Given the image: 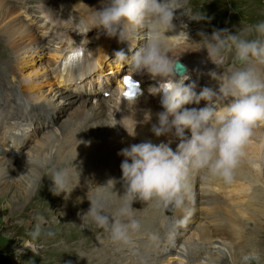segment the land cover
<instances>
[{
    "label": "rangeland",
    "instance_id": "rangeland-1",
    "mask_svg": "<svg viewBox=\"0 0 264 264\" xmlns=\"http://www.w3.org/2000/svg\"><path fill=\"white\" fill-rule=\"evenodd\" d=\"M0 1H3V6H12L15 10V19L12 23L16 24V28L19 27L21 23H25L27 29L32 32L38 41L30 45L33 50L29 52L20 51L19 54H16L10 47L8 50V45L0 47V72H3V82L0 87L5 91L4 97L0 98V155H2L0 156V160H2L1 169H5L2 174H4L8 168L9 163L7 162H9V160L13 162L12 164L16 168L18 167L14 172H11V177L6 182L8 185H12L10 191L6 194L5 198H1L0 196V264H68V262H70V264H95L94 262H96L98 258L94 260V262H89L85 257L96 252L101 245L102 247L100 249L104 248L103 242L107 234H105L102 229L95 234L92 232L91 228V231H89L87 227L88 223L95 227V225L90 222H87L86 227L82 228L80 225L82 220L80 217L77 218V216H80L77 210L88 202L87 196L90 197V193H85L83 196L84 200L80 204L75 202L74 205L71 204L67 195L65 196L64 193L53 195L49 191L51 182H48L50 174L47 170H50L49 167L53 168L54 166L58 168L60 164L58 163V159H53L55 155H50V151L48 150L46 152L45 150L50 148V143H56L57 139L60 141L62 140V133L65 130L64 127L74 125L77 116H81L84 113L86 114L92 109L99 108L101 105L106 110L104 123L100 128L96 129V133L93 137L89 140H82L80 142L82 145L86 144V146H91L95 141L105 140L116 129L117 131L130 129V121L134 122L137 120V113L144 115L146 111L145 107L150 105L151 100L155 103L154 98L157 95V86L155 87L154 83L162 82L159 81V78L156 80L153 79L146 72L140 73L139 75L134 74L130 70L129 65H127V61H121L115 58V53L121 50H123L128 57H131L136 50L135 48H138L144 42V35L142 32L131 38L130 44L133 48L131 51L129 50L130 45L127 41L121 42L118 37L109 38L103 33H100L96 28H92L86 35L78 33L82 32L85 27L79 22L88 20L89 14H92V10L97 9L101 0H42L41 3L40 0ZM254 1L255 0H177L181 8L177 9L175 12L176 18L173 23L176 27L174 31L166 33L165 43L168 47L167 53L170 58L174 61H182L183 59L191 66L184 77L185 80L189 78L187 85L192 81H195L200 87L205 86L206 83L208 85V82L214 85L216 82L208 75L209 71H223L222 69H216V66L208 60L207 51L205 49L199 50L205 44L203 37L199 34L204 33L210 36L214 29L227 30V28L230 34H237L241 29H246L264 22L261 18L264 14V0ZM256 8L257 10L260 9L259 12ZM78 9L80 10L78 11ZM43 12L47 14H43ZM81 13L84 14L82 15ZM190 17H198L201 20H191ZM244 21L246 24H244ZM185 25L186 27H184ZM253 34L255 37V33L253 32L248 34L246 38L252 39ZM79 38H81V41L84 43L90 42L89 46H91L90 51L86 49L87 54L85 53L86 55L91 54V56L85 59V62L82 63L80 68H90L92 71H95L94 79H92L93 82L91 81L89 84L84 83L79 86L76 85L81 89L80 94L67 87H70L73 82L83 81L86 75H78L74 81L58 82L55 72L58 69L61 59L57 61V59L54 58L55 55L57 56L59 54H57V52L66 49L65 46L69 39L76 44ZM2 43L5 42L3 41ZM60 55L62 58V53H60ZM230 56L231 54L229 53L224 63V70L232 66V56L231 58ZM104 58L109 60L104 63V68L106 69L104 75L100 76V69L98 66H101ZM185 61L183 62L187 63ZM22 62L23 65L21 64ZM206 62H210L212 66L204 65ZM6 63L8 65H6ZM110 63L114 65V68L109 72ZM122 65L125 68L128 67L129 70L127 72H129V74L137 75L142 80L148 81V86H144V93L148 96L146 103L142 101L137 105L132 114L129 115L130 121H125L123 123L120 122L119 118L121 116L119 115H122V113L124 114V106L118 100V94L116 93L119 81H123L122 77L119 78ZM9 69L14 70L16 73L14 75L15 82L11 81L12 78L10 79L12 76H10L11 72ZM105 75L109 78L105 77ZM23 79L24 81H28V83L34 84L33 87L41 89L40 93L37 95L38 101H34L31 97H29L28 100L23 98L18 83L20 80L23 81ZM97 81L104 83V88L109 86L114 89L109 91L106 95L100 94ZM110 82L111 85H109ZM195 82L191 84H195ZM209 88H212V86H209ZM60 91H62L63 94H60ZM195 91L197 92V90ZM30 94L31 96L33 95V93ZM14 100L17 101L16 104ZM17 107L22 108L23 117L30 121L24 124L27 125V130L24 131L26 134V143L23 147L18 149L14 148V146H9L4 149L3 145H1L3 144L1 135H3L6 130L16 127L12 123L9 124L8 119L11 113L17 110ZM185 107L194 108V105H185ZM158 108L163 111L161 106L158 105ZM120 109H122V111ZM161 111H157V113ZM143 119L145 118H140L139 121ZM258 127L264 128V123H260L256 128ZM73 129H76V127H73ZM186 133L188 134L190 131L186 130L185 134ZM98 134L101 138H96ZM48 137L50 139L47 141ZM45 141H47V143L44 146L43 144ZM10 142H12V140ZM136 143L137 142L133 141V144ZM38 160H40L39 162L41 163L39 166L40 168L33 173L26 163H36ZM66 163L67 162H65V164ZM256 164L258 165L257 162ZM259 165L260 167H264V164L260 162ZM260 167H257V169L263 174L264 168ZM9 169L12 168L10 167ZM43 169L44 176L42 174ZM116 175L117 177L119 176L118 174ZM206 176H208L206 173H195L193 193L200 196L210 195L206 187ZM39 184L40 188H38ZM5 186L6 185H2L1 189ZM217 194L219 195L220 193ZM24 199H26V202L28 201L27 203H30V205L28 209L21 212L23 210V204L25 205ZM19 200H22V202H18ZM86 207L84 206L83 208ZM176 210L177 208H175V212ZM211 213L212 210L208 206H205L203 214ZM39 216L45 217L47 220V228L42 229V234L39 239L31 241L29 233L33 229ZM201 221H203L202 226H210L207 219H199L195 226L191 229H186L180 234L179 231L175 230L174 225H170V227L169 224H166L163 229L170 228V232L167 236L168 241L167 239H163L157 247L155 246L156 248L152 255L147 254V258L141 259V262L143 264H164L160 261V256L171 252V255H169L170 258L165 264H244L242 258L241 260H236L234 249L231 246L232 244H227L220 238H218V241L216 240L202 245L199 233L196 232V228ZM250 227H253L251 223L248 225V228ZM48 231L54 232L55 235L51 237L47 236L46 233ZM176 233L179 238H175ZM99 237L102 239V242L99 241ZM174 239L177 241L176 244L171 247L172 249H170V247L167 248L168 244L171 245ZM23 242L25 244H35L40 249L39 254L33 253L30 248L24 246ZM130 248L133 249L134 247ZM60 249L65 251L58 256L55 252L61 251ZM137 250L135 249L136 252ZM166 250L170 251L166 252ZM262 250L264 251V241L262 243ZM263 251L262 253H264ZM197 252L201 253V257H198L199 259L195 258V260L194 257H196L195 253ZM124 256H126V254ZM249 264L263 263H261L260 258L259 261H250Z\"/></svg>",
    "mask_w": 264,
    "mask_h": 264
},
{
    "label": "clouds",
    "instance_id": "clouds-1",
    "mask_svg": "<svg viewBox=\"0 0 264 264\" xmlns=\"http://www.w3.org/2000/svg\"><path fill=\"white\" fill-rule=\"evenodd\" d=\"M180 8L177 0H101L100 9L88 20L79 22L85 26L79 34L86 35L96 28L109 38L127 41L130 51L131 38L142 32L144 42L131 57L121 50L115 53V58L127 61L134 74L146 72L160 82L171 81L170 88L158 92L163 91V111L157 114L158 123L152 125L151 131L157 137L170 135L178 140L175 150L170 147L171 140L159 144L149 140L121 149L118 155L124 157L120 165L122 176L119 181L113 178L102 185L110 190L117 183L122 185L119 207L108 213L106 204L110 196L98 194L95 198L87 196L89 209L82 215L78 213L82 228L90 222L106 232L113 243H129L130 233L139 229V222L133 216V203L154 202L164 208H180L189 178L197 172L231 183L253 130L264 123V22L241 29L237 34L226 29H214L210 36L199 34L205 41L199 50L206 49L208 60L223 71L208 73L217 82V89L204 87L197 93L195 84L173 80L177 60L167 53L166 33L175 30V12ZM253 32L254 38H246ZM229 53L232 66L224 70ZM201 100L206 102L202 108L185 107ZM186 130L190 131V137ZM128 134L136 135L135 131ZM72 172L70 167L50 169L49 191L68 197L78 186L72 185ZM44 228L47 220L39 216L29 233L31 241L39 239ZM46 235L51 237L55 233L48 231ZM24 246L39 254L35 244L24 243ZM259 259L255 251L242 256L244 264Z\"/></svg>",
    "mask_w": 264,
    "mask_h": 264
},
{
    "label": "bare ground",
    "instance_id": "bare-ground-1",
    "mask_svg": "<svg viewBox=\"0 0 264 264\" xmlns=\"http://www.w3.org/2000/svg\"><path fill=\"white\" fill-rule=\"evenodd\" d=\"M2 2L0 1V34H1L0 37L2 38V39L0 38V47L4 45L6 46L8 45V50L10 47V49L14 50L16 54H19L20 51L29 52L30 50H33L30 47V45H33L36 42H38L37 39L34 37L32 32L27 29L25 23H21L19 27L16 28V24L12 23L13 20L15 19L14 17L16 14V12L14 13L15 10L13 9L12 6H8V5L3 6ZM41 2L42 0H40V3ZM254 2H256V0ZM100 5L101 2L99 3L97 9L92 10V13L95 10H99ZM79 10L80 9H78V11ZM259 10L257 11L259 12ZM43 14H47V13L43 12ZM81 14L83 15L84 13ZM91 15L92 14H89L88 19L91 17ZM261 18L264 21V14L261 16ZM244 24H246L245 21ZM70 39L68 40L67 45L65 47L66 49L64 50H68L69 48L75 47L74 45L75 43H73V41H71ZM3 41L5 43H2ZM64 50H62L61 52H57V54L59 53L57 56L55 55L54 58H56L57 61L61 59L60 53H62ZM86 54L82 58H78L72 62V65L74 64L75 66H68L62 68L61 64L59 63L58 69L55 72L56 73L55 76L58 78V82L69 81V80L74 81L76 80L78 75L85 76L88 73H90L92 69L80 68L82 63L85 62V59L91 56V54L90 55H86ZM62 56L64 57L63 54ZM108 60L109 59L104 58L103 59L104 62L102 61L101 66L100 65L98 66V68L100 69V73H99L100 76L104 75L106 71V69L104 68L105 67L104 63L105 61ZM182 61L185 60L182 59ZM21 64L23 65V62ZM6 65L8 64L6 63ZM109 68H110L109 69L110 72L113 70L114 65L110 63ZM9 71L11 72L10 76H12L10 77V79L12 78L11 81L15 82V76H14L16 74L15 71L12 69H9ZM2 74L3 72L1 71L0 86H2V82H3ZM134 76L138 78L137 75ZM105 77H107V75H105ZM175 77L177 76L175 75ZM175 77H173L174 81L176 80ZM18 83H19V88L21 90V95L25 100L26 99L28 100V98L31 97L33 98L34 101L36 100L38 101L37 95L38 93H40L41 89L37 87H33L34 84L28 83V81H24V79L23 81L20 80ZM87 83L90 82L88 81ZM208 84L212 86L213 90L217 89L218 87L217 82L214 85H211V82H208ZM123 91H124L123 81H119V85L117 88L118 100L124 106L123 108L124 114L121 112L122 109H120L122 115H119L121 116L119 120L121 123L125 121H130L129 115L132 114L134 108H136L137 105H139L142 101H145L146 103L148 97L143 92V94L139 96L137 99H129L123 95ZM30 93H33V95L31 96ZM4 94H5L4 89L0 87V98L4 97ZM60 94H63L62 91H60ZM154 99H155V103L154 101L151 100L150 105L145 107L146 111L144 115L141 113H137V117H138L137 120L134 122L130 121L129 124L130 129H127V131L129 133H133L135 131L136 133L135 137L130 136L126 130L117 131L116 129L105 140H99L97 142L95 141L91 146L89 145L86 146V144L82 145L80 142L84 139L89 140L91 137H93L94 134L96 133V129L100 128L101 125L104 123V119L106 118V114H105L106 110L101 105L99 108L92 109L90 112L86 114L84 113L81 116L80 115L77 116L74 125H71L70 127L67 126L64 127L65 130L62 133V140L60 141L59 139H57L56 143H50V148L46 149L45 151L47 152L49 150L50 155H55L54 156L55 158L53 159L54 160L58 159L59 162L58 161L57 162L60 164V167L58 168L74 166V167H70L73 170L72 185L73 186L78 185V186L75 187L74 190L71 192V194L68 196V200H70L71 204L74 205L75 202L80 204L84 200L83 198L84 194L88 192L90 193V198H95L98 194L110 196V199L106 204V210L108 213L114 212L116 208L119 207L118 195L123 194L122 185L120 183H117L113 190L107 189L102 185H105L109 179H113V178L119 181L120 177L122 176L120 165L124 157L118 155V153L120 152L121 149L129 147L131 144H133V141L137 143H141L150 140L154 144H159L161 142L168 143L169 140H171L172 143L170 144V147L173 150H175L179 142L178 140H176L174 137L170 135H162L160 137H157L151 131L152 125L158 123L157 111H161L158 108V105L161 106V104L157 101V95L155 96ZM16 102L17 101L14 100L15 104ZM16 109L17 110L13 111V113H11L8 119L9 124L12 123L16 127H18L20 125L27 124V122L29 123L30 122L28 121L29 119L23 117L22 108L17 107ZM140 118H145V119L139 121ZM26 126L27 125H24V131L27 130ZM16 127L6 130V132H4L3 135H1V141H4L5 143V145L4 143L1 144L3 145L4 149L9 147L8 146L9 143L16 145L14 146V148L16 149L21 148L20 146H18L19 136L11 133L13 130L16 129ZM73 127H76V129H73ZM186 135L190 137V133L188 134L186 133ZM14 137L15 139L13 140ZM96 138H101V137H99L98 134ZM49 139L50 138L48 137L47 141ZM11 140L12 142H10ZM47 141L44 142L43 144L44 146L46 145ZM39 161L40 160H38L36 163L27 162L26 165L34 173L38 168H40L39 166L41 165V163ZM65 162L67 163L65 164ZM256 162L258 163V165L256 164ZM259 162L261 164H264V128L262 127L255 128L253 130V135L250 137L247 145L244 147V155L241 158L240 164L235 170L234 179L231 183H225L222 179L211 178L209 176H206V181H207L206 187L210 192V195L200 196L192 192L194 190L193 188H194L195 173L192 174L189 178V188L184 196V202L182 206L180 208H177L176 212L174 211L175 213L170 217L166 216L163 213L161 206H157L154 202L133 203L132 205L134 209L133 216L139 222L140 227L138 230L130 233L129 243L131 244L113 243L109 239L108 234L105 232L107 236L105 237L103 242L104 248L100 249L102 247L101 245V247L96 252L90 255L88 254L89 256L85 258H87L89 262H94V260L98 258L97 261L94 262L95 264H143L141 262V259H144L145 257L147 258V254L152 255V253L155 251V248L162 242V240L167 239L168 233L170 232L169 231L170 228L163 229V227L166 224H169V226L174 225L175 230L179 231L180 234L181 232H184L186 229L188 230L191 229L193 226H195L199 219H205V220L207 219V221L210 223V226H202L203 221H201L199 222V225L196 228V232L199 233V236L201 238L200 240L202 242V245H206L205 243L213 242L216 240L218 241V238H220L227 244L230 243L232 244L231 246L234 249V255L236 256V260L239 259L241 260L243 255L255 251L259 253L261 258V263L264 264V253H262L263 251L262 243L264 241V172L262 174V172L259 169H257V167H260ZM7 163H9L8 164L9 166L6 169L5 173L2 174V172H4L5 169L3 170L1 169L2 160H0L1 198H5L6 194L10 191L12 185H8L6 184V182L11 177L10 176L11 172L12 171L14 172L18 168V167L16 168L12 164L13 162L10 160ZM10 167L12 169H9ZM49 168L53 169L56 168V166H54L53 168L51 167ZM76 168H77V173H76ZM42 174L44 176V169ZM116 174H118L119 176L117 177ZM48 182H51L50 176ZM2 185H6V186L3 189H1ZM38 188H40V184ZM215 192L220 194L218 195ZM24 200H25V205L23 204V210L21 212H24L26 209H28L30 205V203H27L28 201L26 202V199ZM18 202L21 203L22 200H19ZM204 205L208 206L212 210L211 214H203V209L205 207ZM84 206L87 207L83 208ZM89 207H90V202L88 200V202L83 204L77 211L80 214H83L87 212ZM78 217L80 216H77V218ZM250 223L253 227L248 228V225ZM87 227L89 228V231L92 230L94 234L97 231L101 230L96 226L95 227L92 226L89 223L87 224ZM101 240L102 239L99 237V241ZM130 247L132 248L134 247V248L131 249ZM135 249L136 250L138 249L137 252L135 251ZM64 251L65 250L62 249L61 251H58L59 253L55 252V254L59 256ZM166 252L168 251L166 250ZM125 254L126 256H124ZM195 254L196 257H194V259L201 257L200 252H197ZM169 255H171V252L166 253L165 255L162 254L160 256L161 257L160 261H162L165 264V262L168 261L170 258Z\"/></svg>",
    "mask_w": 264,
    "mask_h": 264
},
{
    "label": "snow or ice",
    "instance_id": "snow-or-ice-1",
    "mask_svg": "<svg viewBox=\"0 0 264 264\" xmlns=\"http://www.w3.org/2000/svg\"><path fill=\"white\" fill-rule=\"evenodd\" d=\"M80 55V53L77 51L73 54V56L69 57L70 60L75 59L76 57H78ZM124 84L126 86V88L128 89V91H126L124 93L126 98H132L136 92L134 91L135 89H137L138 84L133 80V78H130L128 76L124 77ZM171 86L169 85L168 88H170Z\"/></svg>",
    "mask_w": 264,
    "mask_h": 264
}]
</instances>
